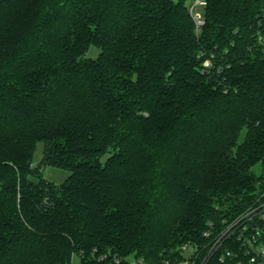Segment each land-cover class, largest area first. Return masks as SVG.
Returning a JSON list of instances; mask_svg holds the SVG:
<instances>
[{
    "label": "trees",
    "instance_id": "obj_1",
    "mask_svg": "<svg viewBox=\"0 0 264 264\" xmlns=\"http://www.w3.org/2000/svg\"><path fill=\"white\" fill-rule=\"evenodd\" d=\"M190 1L0 0V264L175 263L252 204L264 0Z\"/></svg>",
    "mask_w": 264,
    "mask_h": 264
},
{
    "label": "built area",
    "instance_id": "obj_2",
    "mask_svg": "<svg viewBox=\"0 0 264 264\" xmlns=\"http://www.w3.org/2000/svg\"><path fill=\"white\" fill-rule=\"evenodd\" d=\"M206 0H191L188 10L198 34L205 24L202 7ZM264 42L263 36L259 38ZM209 66V61L204 62ZM205 242L201 244H183L177 251L175 263L164 264H264V177L257 183L254 199L240 214L230 220H223L217 227L209 223V229L203 233ZM119 264L120 261L115 262ZM128 264H144L141 258H130Z\"/></svg>",
    "mask_w": 264,
    "mask_h": 264
},
{
    "label": "rangeland",
    "instance_id": "obj_3",
    "mask_svg": "<svg viewBox=\"0 0 264 264\" xmlns=\"http://www.w3.org/2000/svg\"><path fill=\"white\" fill-rule=\"evenodd\" d=\"M187 5V3H186ZM99 54V50L97 48L91 47L88 51V56L92 58H96V56ZM43 156V145L39 143L36 147V151L34 153L33 163L34 165H37L38 162L41 160ZM253 171L260 175L262 173V169L260 165H257L254 167ZM42 174L44 178L47 180L55 183V184H62L70 175L68 171L52 168V167H44L42 169ZM73 264H78L77 258L73 259Z\"/></svg>",
    "mask_w": 264,
    "mask_h": 264
}]
</instances>
